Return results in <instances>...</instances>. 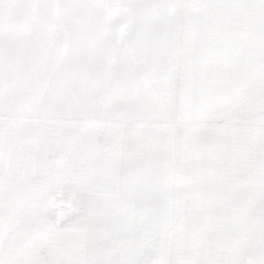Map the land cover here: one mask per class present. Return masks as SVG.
<instances>
[{"label":"snow or ice","instance_id":"snow-or-ice-1","mask_svg":"<svg viewBox=\"0 0 264 264\" xmlns=\"http://www.w3.org/2000/svg\"><path fill=\"white\" fill-rule=\"evenodd\" d=\"M0 264H264V0H0Z\"/></svg>","mask_w":264,"mask_h":264}]
</instances>
